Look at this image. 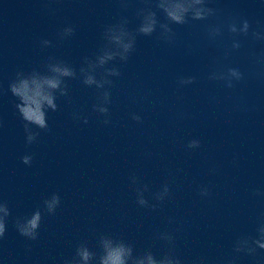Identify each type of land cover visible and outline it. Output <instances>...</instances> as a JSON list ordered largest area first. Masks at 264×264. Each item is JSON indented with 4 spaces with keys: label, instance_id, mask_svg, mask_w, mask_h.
Segmentation results:
<instances>
[{
    "label": "clouds",
    "instance_id": "9594fccd",
    "mask_svg": "<svg viewBox=\"0 0 264 264\" xmlns=\"http://www.w3.org/2000/svg\"><path fill=\"white\" fill-rule=\"evenodd\" d=\"M48 4L57 0H47ZM144 6L136 10L139 24L134 30L128 27L129 20L121 16L117 22L105 25L102 32V43L91 56H85L83 63L77 70L71 64L55 56H48L41 67H33L28 71L17 70L9 79L7 89L0 85V97L10 93L15 98L14 107L23 123L25 143L31 146L38 142L41 131H50L48 123L49 112L59 109L57 101L69 97L67 81L78 79L85 87L95 90V99L91 104V111L103 117L102 123L110 125L112 92L114 79L122 75L121 67L126 64L135 51L138 36H152L158 32V39L168 44L175 42L176 32L172 25H187L193 21H208L217 15V9L209 6L211 0H142ZM121 6L127 8L129 0H120ZM50 12L56 10L49 7ZM162 13L164 20L158 18ZM225 31L231 36L232 42L225 55L238 51L242 47L241 38L264 42V25L260 21L247 18H230L224 24L207 25L209 39L222 38ZM75 34L72 24H65L56 33V41H65ZM41 49L54 47L50 39L38 41ZM255 55V54H253ZM210 81L223 82L225 88L232 89L236 84L245 80V73L237 67H226L213 70L207 77ZM196 82L195 76H180L177 78L178 89L185 88ZM74 120H82L87 124L88 117L81 116L78 111L72 113ZM130 119L138 124L143 123V117L138 113H130ZM0 127L3 121L0 120ZM184 147L197 150L201 147L198 138L189 139ZM21 162L31 166L33 155L25 153ZM210 174L217 172L216 167L209 168ZM134 186L136 204L140 208L156 211L173 195L172 183L164 182L156 191H151L149 185L136 174L129 177ZM146 193L149 197H146ZM209 185H200L198 195L201 198L211 196ZM254 196L264 197V191L253 190ZM61 207L59 193H52L44 198L30 215L14 217V227L18 234L27 241H37L44 217L53 216ZM12 216V210L6 200L0 199V240L6 235L7 224ZM169 225L176 223L169 217ZM153 239L161 242L162 251L158 254L151 247L137 250L136 246L123 237L109 232L95 234L94 244L88 240H81L76 244L70 256L63 257L60 264H185L177 250V236L175 230H158L153 233ZM31 250V245L28 246ZM264 251V212L260 213L256 221L255 234H241L232 244L231 254L218 258L214 262L206 256L195 257L191 264H237L241 254L251 257L256 264H264V257H259V251Z\"/></svg>",
    "mask_w": 264,
    "mask_h": 264
}]
</instances>
